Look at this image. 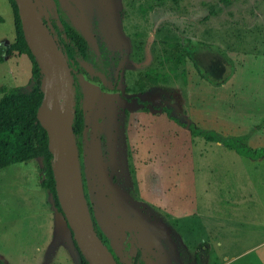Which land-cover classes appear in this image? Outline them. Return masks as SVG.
<instances>
[{
  "label": "rangeland",
  "instance_id": "rangeland-1",
  "mask_svg": "<svg viewBox=\"0 0 264 264\" xmlns=\"http://www.w3.org/2000/svg\"><path fill=\"white\" fill-rule=\"evenodd\" d=\"M37 3L52 32L55 21L66 38V22L88 42L86 54L76 55L73 91L88 124L97 126L95 140L111 132L119 137L96 146L97 155L104 157L107 182L121 193L117 207L98 218L123 264H130L122 252L125 230L146 255L143 259L152 262L187 250L198 264H264V156L245 157L190 128L264 147V0H231L228 5L222 0ZM0 15L1 45L15 39L8 0H0ZM31 69L27 54L5 58L0 62V88L28 84ZM96 75L109 91L91 78ZM73 98L63 97L60 109L68 112ZM129 124L131 164L124 138ZM116 144L123 149L118 151ZM33 163L43 171L42 159ZM29 174L28 162L0 170L2 264L28 261L33 242ZM147 198L175 215L207 213L203 220L216 228L228 221L244 225L229 229L231 234L218 233L209 243L173 244L182 239L181 232L187 234L186 228H177V222L166 223V228L154 225L158 214ZM75 253L71 245L70 258Z\"/></svg>",
  "mask_w": 264,
  "mask_h": 264
},
{
  "label": "water",
  "instance_id": "water-1",
  "mask_svg": "<svg viewBox=\"0 0 264 264\" xmlns=\"http://www.w3.org/2000/svg\"><path fill=\"white\" fill-rule=\"evenodd\" d=\"M24 38L45 71L46 97L37 111L49 137L59 203L74 239L90 264H119L95 229L81 173L80 152L73 126L72 105L60 109L61 99L73 94L74 77L53 32L42 21L37 0H15ZM137 252V247L133 252Z\"/></svg>",
  "mask_w": 264,
  "mask_h": 264
},
{
  "label": "trees",
  "instance_id": "trees-1",
  "mask_svg": "<svg viewBox=\"0 0 264 264\" xmlns=\"http://www.w3.org/2000/svg\"><path fill=\"white\" fill-rule=\"evenodd\" d=\"M172 1L177 2L178 0ZM222 1L227 5L231 2V0ZM9 2L13 7L15 15L16 40L11 45H0V62L4 61L6 56L13 50L20 54H27L32 62V78L27 85H19L11 88L3 86L0 88L2 93L0 98V169L14 163L36 158L42 159V184L52 192L54 204L64 216L55 188L53 155L49 150L48 133L37 117L38 108L44 101L47 93V90L42 86V79L46 73L41 68L39 61L32 54L24 38L16 1L9 0ZM40 14L42 21L49 25L48 20L41 11ZM0 20H2L1 15ZM52 23L54 28L53 34L60 51L73 74L75 85L76 76L79 70L76 64V57L78 55L84 56L86 54L88 42L81 33L66 22L64 32L67 37L64 38L58 24L55 21H52ZM91 78L96 82H99L100 88L103 91H109V88L103 83L101 77L96 75ZM73 96V102L75 99V102L72 105L73 126L78 144V135L83 126L84 113L74 91ZM190 128L195 135H200L208 141L220 142L224 146L235 150L237 153L244 155L245 157L258 159L264 156V147L251 148L243 145L242 140L239 137L224 138L219 136L214 130L194 129L193 125H191ZM71 236L73 238V244L80 256V264H90L80 251L72 231ZM0 264H2L1 260ZM132 264H146L140 248H137V252L132 257Z\"/></svg>",
  "mask_w": 264,
  "mask_h": 264
},
{
  "label": "crops",
  "instance_id": "crops-1",
  "mask_svg": "<svg viewBox=\"0 0 264 264\" xmlns=\"http://www.w3.org/2000/svg\"><path fill=\"white\" fill-rule=\"evenodd\" d=\"M15 40L16 30L15 39L13 42H11L10 40H6L3 41V43L1 44H13ZM14 54L20 53H18L17 51H12V53L7 56L6 59L12 58ZM102 120L104 121V119ZM111 122L112 120L109 122V124H111ZM131 131L132 130L130 129L129 132H127V130L124 132V138L127 142L125 149L126 153L130 147V144L132 145V141L130 139L132 136ZM102 136L104 135L102 134ZM114 137L115 140H119V137L115 132H111L108 137L105 136L109 143L112 141V139H114ZM128 137L130 138L128 139ZM120 145H115L117 149H119L118 151H121V148L123 146L122 144ZM34 161L35 159L24 161L28 162L33 172V175L29 174L28 177H26L27 179L33 178V199H30V201L28 202V205H31L33 203V242H30V248L28 249V261L23 262L22 264H80V258L78 259L79 253L73 244V238L71 236V230L69 228V225L62 213L56 208L52 192L48 188L43 186V171L42 169L40 170V168L33 163ZM151 185L152 184L148 181V190L151 188ZM146 201H148V204L152 206V210H154L153 212H155V214L157 212L158 214V218H154V216L151 217L150 214L148 215V217L154 218V225L159 228H166V223L171 224L173 222H177L176 225L174 223L177 228H186L187 234L182 235L181 232V236L179 237H182V239L173 241V244L182 243L192 245L209 243V241L217 238L218 233L221 232L224 234H231L229 229H235L236 227L240 228L244 225V221L235 223H233L232 221H228L226 223H220L219 226L216 228L213 226H209L208 222L205 219L203 220V217L208 215L207 213L196 212L195 214H193V216H190V214L175 215L169 212L168 210L158 208L156 205L150 202L148 198L146 199ZM36 204H39V207L36 206ZM134 211L136 210L134 209ZM136 213L138 212L136 211ZM133 216H136L135 212L133 213ZM165 231V236L170 237L171 235H169L168 229H165ZM198 233H200L201 235H198ZM220 243L221 241L218 242V244ZM71 245L74 246L75 251L77 252L75 253L77 254V257L75 256L70 258L69 253L71 250ZM186 249L190 250L189 247H187ZM197 251L198 248H196V252ZM143 256L146 255L143 254ZM145 262H148L147 264H198L197 261H193L191 259V256L188 254L187 250H185L184 253L179 252L172 258H169L166 255H162L161 258L154 262L150 261L149 258H145Z\"/></svg>",
  "mask_w": 264,
  "mask_h": 264
},
{
  "label": "flooded vegetation",
  "instance_id": "flooded-vegetation-1",
  "mask_svg": "<svg viewBox=\"0 0 264 264\" xmlns=\"http://www.w3.org/2000/svg\"><path fill=\"white\" fill-rule=\"evenodd\" d=\"M129 127L130 124L127 127V132L130 130ZM94 129L97 130V126L88 124L86 116H84L83 126L78 135V148L80 152L81 173L84 181L85 193L97 233L113 252L118 263L123 264L121 259L116 255V251L111 246L110 232L98 218L99 213L103 216V213H106V211L109 214L114 210L115 206L117 207V201L119 199L117 196H119L118 193L120 192L107 182L104 175L107 169L104 170L101 167V163H104V157L102 155H97V144L99 143V145L104 147L103 144L106 143L107 146L109 142L105 136L102 135H99L98 140H95L97 132ZM129 138L130 137H128V139ZM105 153L108 156L106 151ZM126 154L129 163H133V150L131 144ZM123 232L122 252L128 260V263L132 264L136 243L129 231L125 230Z\"/></svg>",
  "mask_w": 264,
  "mask_h": 264
}]
</instances>
